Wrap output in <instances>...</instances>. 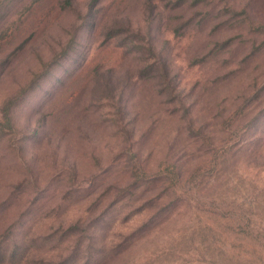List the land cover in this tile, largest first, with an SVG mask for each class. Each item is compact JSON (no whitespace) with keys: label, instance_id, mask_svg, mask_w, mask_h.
<instances>
[{"label":"rangeland","instance_id":"obj_1","mask_svg":"<svg viewBox=\"0 0 264 264\" xmlns=\"http://www.w3.org/2000/svg\"><path fill=\"white\" fill-rule=\"evenodd\" d=\"M0 264H264V0H0Z\"/></svg>","mask_w":264,"mask_h":264}]
</instances>
